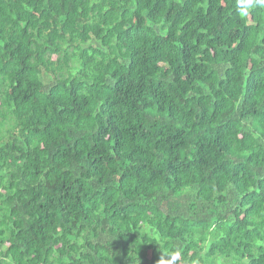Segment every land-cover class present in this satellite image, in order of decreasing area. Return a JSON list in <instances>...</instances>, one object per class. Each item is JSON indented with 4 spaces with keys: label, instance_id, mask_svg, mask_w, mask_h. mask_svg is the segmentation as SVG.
Listing matches in <instances>:
<instances>
[{
    "label": "trees",
    "instance_id": "obj_1",
    "mask_svg": "<svg viewBox=\"0 0 264 264\" xmlns=\"http://www.w3.org/2000/svg\"><path fill=\"white\" fill-rule=\"evenodd\" d=\"M0 0V264H264V9Z\"/></svg>",
    "mask_w": 264,
    "mask_h": 264
},
{
    "label": "clouds",
    "instance_id": "obj_2",
    "mask_svg": "<svg viewBox=\"0 0 264 264\" xmlns=\"http://www.w3.org/2000/svg\"><path fill=\"white\" fill-rule=\"evenodd\" d=\"M234 7L238 16L247 17L254 9H264V0H235ZM160 253L158 264H177L182 256L179 250L170 251L160 248Z\"/></svg>",
    "mask_w": 264,
    "mask_h": 264
}]
</instances>
